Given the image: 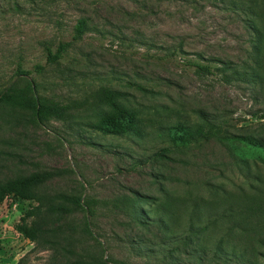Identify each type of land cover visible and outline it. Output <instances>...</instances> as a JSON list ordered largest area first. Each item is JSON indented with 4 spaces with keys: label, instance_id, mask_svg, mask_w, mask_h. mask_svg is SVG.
Listing matches in <instances>:
<instances>
[{
    "label": "rangeland",
    "instance_id": "1",
    "mask_svg": "<svg viewBox=\"0 0 264 264\" xmlns=\"http://www.w3.org/2000/svg\"><path fill=\"white\" fill-rule=\"evenodd\" d=\"M237 3L234 8L233 0H0V92L12 84L23 88L33 78L46 102L79 104L70 117L40 124L31 111L0 103V193H8L0 203V264H103L102 258L112 260L107 264H169L131 246L137 229L127 196L161 201L169 195L183 202L189 194L208 196L217 185L222 205L264 199V161H255L260 150L236 145L250 160V173L229 144L217 139L175 151L174 159L153 155L169 144L156 127L193 123L200 110L235 133L264 136V82L237 74H251L264 58L253 26L264 30V21L247 11L246 2ZM81 20L87 26L76 39ZM60 42L70 44L66 53L47 63L46 46L56 50ZM19 64L45 68L18 76ZM104 86L123 93V103L138 112L152 135L140 139L94 127L89 104ZM31 176L42 180L12 192L15 182ZM79 196L92 212L74 203ZM181 205V219L173 224L178 230L188 227L193 209L191 202ZM213 216L207 211L197 226L211 225ZM87 223L105 250L86 232ZM221 223L215 234L226 238L232 223ZM233 233L249 255L264 250L251 239L255 234L240 228ZM169 241L156 248L166 252L176 245ZM208 249L203 264H216L209 260L214 247ZM255 264L264 258L259 255Z\"/></svg>",
    "mask_w": 264,
    "mask_h": 264
},
{
    "label": "trees",
    "instance_id": "2",
    "mask_svg": "<svg viewBox=\"0 0 264 264\" xmlns=\"http://www.w3.org/2000/svg\"><path fill=\"white\" fill-rule=\"evenodd\" d=\"M235 1V7L237 8L240 2L247 4V11L255 16V18L262 19L264 21V0H233ZM243 7V6H241ZM87 23L85 20H81L77 26V33L75 38L78 39L84 33ZM255 29H258L256 33L259 35L258 42L264 44V30L258 25L253 24ZM69 43L60 42L53 50L50 46H46L47 51V63L57 62L66 53ZM261 49L258 51L260 52ZM198 68L210 71V67L207 65H197ZM45 68L42 64H37L33 70L25 69L21 64L18 65L16 75L29 77L33 73H40ZM251 74L245 72L244 74L238 72L243 79H253V83L264 82V58L258 60L256 68H253ZM245 77V78H244ZM38 86L30 78L28 84L23 88H18L15 84L8 86L6 89L0 92V103H5L13 107H20L32 112L34 121L43 124L45 118H66L70 117L71 107L77 108L79 104L74 103L73 106L69 104H63L61 102H46L38 94ZM123 93L113 88L102 87L96 90L94 94V100L89 105L93 107L94 111V127L101 130L104 134L113 135H135L140 139H144L152 135V132H148L146 123L138 115V112L128 106H126L121 98ZM88 104V102H87ZM208 112L204 110L199 111V120L193 123L186 121H177L176 123L168 124L166 126L156 127L158 130L157 136L164 141L168 140L169 144L161 147L153 155L158 159H174L171 153L175 151L184 152L193 144L199 145L205 140L217 139L222 143L229 144L232 150H234L236 157L239 158L244 165H248V157H244L237 149V143H241L246 147L254 150H260L259 156L255 161L260 159L264 161V136H253L250 134H239L232 130H229L226 126L215 123L208 117ZM260 118L264 119V113L260 115ZM158 128V129H157ZM247 170L250 173V166ZM42 180L41 176H31L21 179L14 183L12 192L22 193V191H28L32 186L37 185ZM18 193V194H19ZM8 193H0V203L4 201ZM68 196L61 195L64 200ZM194 197V198H193ZM264 197V196H263ZM69 199V198H67ZM255 199V198H254ZM249 199V201L243 203L227 202L224 205L221 201L225 199L219 196V187L215 185L209 191L208 196H196L189 194L187 198L182 202L175 196H167L166 199L159 201L154 196L141 195L135 193L133 196H127V207L132 215L134 226L137 232L132 236L130 244L133 248L139 252L147 251V255L154 258H160L162 256L163 261L169 262V264H203L205 260L204 252L208 253V247H214L213 255L209 260H215L216 264L232 263V261L238 260V264H255L257 257L261 255L264 258V250H256L255 256L249 255L248 249L245 245L239 249V239L234 236L233 231L235 228H240L242 232L253 233L252 240L260 247H264V199L259 200ZM74 203L78 206L85 207L92 212V207L88 200H84L81 196L72 198ZM191 202L192 210L189 212L190 224L184 230H178L174 228L173 224L178 223L181 219V213L177 206L181 207ZM181 203V204H180ZM126 207V208H127ZM180 207V208H181ZM188 208V206H187ZM62 206L57 207L55 210L61 211ZM184 210V209H183ZM207 211H211L214 214V221L211 225L198 227L197 222L206 214ZM186 212V211H185ZM37 213L36 210H32L30 214ZM153 213L158 214V218H153ZM227 220L230 225L229 230L226 232V238L216 237L215 231L222 224L221 221ZM86 232L92 235L95 240L97 236L94 235L89 223L86 224ZM132 226V227H134ZM213 226V229H209ZM156 228V232L153 229ZM140 230V231H139ZM150 233V234H148ZM178 234L186 235L184 238L179 237ZM243 235H240L242 238ZM250 239L249 237H247ZM161 239V240H160ZM170 240L176 243L174 247L166 252L162 248H156L162 245L166 247L168 244L166 240ZM102 248L103 242L97 240ZM158 241H161L159 244ZM169 241V242H170ZM178 242H181L180 244ZM178 244V245H177ZM258 246V248H259ZM231 247V249H228ZM255 249V247H254ZM191 256L189 258H181V255H187L188 251ZM163 253V255L161 254ZM189 259H193L189 260ZM241 259V260H239ZM255 259V260H253ZM187 260V261H186ZM108 261H112L102 258V263L107 264ZM197 261V262H196ZM128 264V263H123Z\"/></svg>",
    "mask_w": 264,
    "mask_h": 264
}]
</instances>
